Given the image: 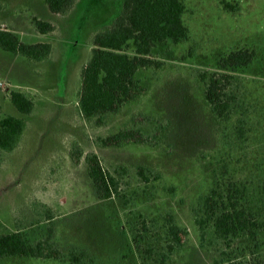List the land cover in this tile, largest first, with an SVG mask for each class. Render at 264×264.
I'll return each instance as SVG.
<instances>
[{"label": "rangeland", "instance_id": "obj_1", "mask_svg": "<svg viewBox=\"0 0 264 264\" xmlns=\"http://www.w3.org/2000/svg\"><path fill=\"white\" fill-rule=\"evenodd\" d=\"M122 3L78 0L60 16L45 0H0L1 30L26 44L53 46L41 63L0 49V119L26 123L18 148L0 151V233L22 230L36 242L54 224V245L65 255L86 252L85 264H232L254 253L264 257V0H185L189 39L158 45L151 60L159 67L137 73L145 93L98 127L80 114L81 70L91 56L92 36L109 25ZM34 18L52 23L55 31L40 34ZM241 50L253 52L254 59L230 73L235 110L221 121L204 98L201 74L210 75L219 59ZM11 91L34 103L30 115L12 105ZM133 129L152 144L101 148L95 142ZM76 149L82 151L79 165L71 155ZM88 154L118 177L121 198L98 200L87 178ZM141 167L152 173L149 182L139 177ZM219 181L245 192L246 208L262 224L258 249L245 237L226 246L212 226L201 241L195 214ZM48 209L55 217L51 223ZM168 216L188 236L161 262ZM0 264L70 263L8 258Z\"/></svg>", "mask_w": 264, "mask_h": 264}, {"label": "trees", "instance_id": "obj_2", "mask_svg": "<svg viewBox=\"0 0 264 264\" xmlns=\"http://www.w3.org/2000/svg\"><path fill=\"white\" fill-rule=\"evenodd\" d=\"M78 0H45L53 15L67 16ZM185 0H123L120 12L106 27L92 36L91 56L81 70V90L78 107L81 116L88 122L100 127L105 117L117 114L121 109L141 97L146 89L136 78L141 69L159 67L151 60L154 49L160 44L180 45L189 39V29L184 23ZM37 31L46 35L56 27L46 21L34 18ZM0 49L15 56H21L37 63L46 62L53 54L50 43H23L11 31L0 29ZM254 53L248 50L232 52L219 59L215 71L210 75L201 74L205 84L204 98L212 113L221 121L228 120L235 110V96L230 92L233 77L248 66ZM10 101L24 116L33 112L34 103L23 93L10 92ZM0 104V112H1ZM26 130L25 120L14 116L0 119V151L14 152ZM96 144L101 148H121L128 144H152L138 130H122L108 137H99ZM76 165L82 158L81 150L72 152ZM87 178L96 197L100 201L121 198V183L117 176L106 170L96 154L85 157ZM122 170V169H120ZM123 173L125 171H122ZM148 169H138L139 177L150 181ZM245 192L234 182L216 183L202 203L201 213L195 214V223L201 241L208 236V228L213 227L218 240L230 246L233 240L245 237L254 248H259V233L262 224L249 211L245 202ZM46 220L51 223L54 214L46 210ZM166 246L161 262H166L186 242L188 231L179 227L172 216L165 218ZM43 239L33 242L22 230L0 233V259L26 258L34 260L85 264L86 252L75 249L63 254L53 242L54 224ZM139 236V235H137ZM135 244H138L134 237ZM252 255L235 260L232 264H264V257Z\"/></svg>", "mask_w": 264, "mask_h": 264}]
</instances>
